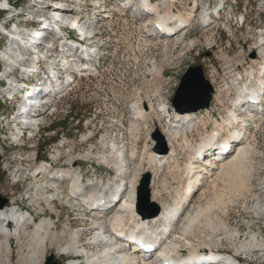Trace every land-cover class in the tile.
I'll use <instances>...</instances> for the list:
<instances>
[{
	"label": "rangeland",
	"instance_id": "rangeland-1",
	"mask_svg": "<svg viewBox=\"0 0 264 264\" xmlns=\"http://www.w3.org/2000/svg\"><path fill=\"white\" fill-rule=\"evenodd\" d=\"M5 1L0 0V2ZM50 1H54L55 4L69 5L71 13L81 12L85 16L82 22L90 26L91 35H96L87 43L93 51L94 61L90 66H83L84 69L80 71L83 68L79 62L83 58L81 56L77 57L76 61L72 60L70 52L61 51L60 54L64 53V56H59L61 61L60 59L55 60L56 53L53 55L48 51V43H52V40L57 38L46 35L43 38L42 47L40 45L32 51L31 58L25 62L26 67L23 68L25 70L36 69V71L25 74L26 76L20 79L19 90L12 100L7 99V91H5L7 87H1L6 83L2 79L3 71L0 72V194L8 199L6 204L14 202L20 207L23 206L24 210L31 211L35 220L36 218L39 220L40 217H52L56 224L57 235H61V240L74 229H83V242L88 244L96 231L95 218L97 216L92 210L87 209L89 214L83 220L81 218L85 215L74 210L67 200L57 198L51 201V195L56 197L59 187L43 183L42 177H35L31 169H36L44 160L55 162L53 159L57 153H61L62 156L54 168L64 167L68 156L74 154L73 157L77 161L73 163V168L83 173L85 184L94 177H98L101 182L108 178L118 180L122 175L117 172L114 163L108 164V161L113 159L112 147L115 146V149H121L128 154L130 148L134 146L136 154L128 162V167L125 166L126 168L122 170L125 171L122 174L123 176L124 174L130 176L137 174L138 188L141 177L146 172L144 169L148 166L146 161L148 153L155 151L162 156L157 158L162 159L173 147H176L180 153L176 156V168L172 169L173 171L167 167V164L157 165L151 171L152 174L154 171L155 174L159 172L154 188L161 190L162 195L157 200L165 205L173 203L179 198V194L184 193L182 188H184L185 179H178V177L186 171V163L192 154L193 145L195 142L200 143L203 133L217 130L214 120L221 121L223 116L227 115L231 108V101L236 96V90L232 89L230 94L222 99V103L216 106L215 94L218 88L224 90L228 86H234L235 79L240 74L242 77H247L246 73L250 70V64H255L257 69L260 65H264V49L262 50L256 44L257 32L260 29L264 31V0H213L215 4L224 2L228 10L210 25L201 23L203 16H200L197 10H189L191 12L190 22L186 23L187 26L183 32H165L168 37H171L167 41L170 43L168 50L164 47L162 39L155 44H149L145 29H139L145 23L144 18L147 15L143 16L140 12L139 16L128 17L121 11L109 10L108 7H111L112 0H106L101 10L95 9L98 3L96 0H67L66 3L58 0H9V11L0 7V31L3 32L0 41V64L3 70L8 62L2 59V51L10 44L11 46L20 45V43L5 41L10 27L13 24H20L29 35H37V30H44L41 27L44 24L41 17L50 15L45 8ZM113 1L123 5L121 0ZM190 1L178 0L174 4V12L180 15L184 9L188 8ZM40 4L42 7L39 6ZM198 5L200 4H197V8ZM128 6L125 7L126 11L130 8ZM107 11L116 14L110 17L111 21H108L109 17L104 15ZM11 15L13 20L8 21ZM184 24L181 23V25ZM64 37L67 41L61 38L63 44L69 47L75 45V49L80 51V47L76 48L80 44L74 43L75 41L79 43L76 37L67 33ZM23 50L24 48L21 49ZM65 56L79 63L74 69L77 73L72 76L63 74L62 81L59 82L61 84L66 79L67 82L62 84L63 87L54 90L52 94L49 93L51 95L46 98L49 100L47 105L45 102L42 103L43 105H38L36 102L45 96L39 95L42 89L34 93L39 80L50 79L48 84L54 80L53 76L46 74L44 70L50 68L52 62L59 61L58 65H63L67 59ZM197 64L203 65L205 78L214 89L209 106H212L215 111L214 117L210 119L207 129L201 130V123L198 121L201 113L198 112L192 116L202 133L200 134L197 131L198 128L194 126L184 130L188 134L190 147L178 145L175 141L174 145L169 144V132L175 128V125L161 114L159 95L160 93L163 95L161 100L169 102V107L174 111L176 107L172 99L181 78L191 66ZM214 72H217L218 77L216 83L212 82ZM25 90L27 93L24 99L28 97L29 100H33V103L35 101L34 104H37L39 109L37 107L33 109L43 114L39 127H30L25 136L16 142L17 137L14 136L11 114L16 112L21 105L22 97L18 95H22ZM46 90L50 88L46 87ZM135 104H140L147 112L150 111V115L147 118L135 117ZM72 106L76 108V112L69 114ZM21 108H24V101ZM76 114L78 116L75 117ZM37 129L38 131L35 132ZM245 130L256 135V145L259 149L258 154L251 155L252 171L262 172L264 171V120L250 122ZM157 132L164 137L169 148L166 153L156 150L160 144ZM184 132H181L178 139L181 143L184 140ZM220 133L219 131L218 135ZM244 134L242 133L243 136ZM221 145H218L214 151L206 150L207 153L201 156V161L205 162L204 160L208 157L210 161H219L220 158L217 160L215 155L218 156L217 150L222 148ZM235 146L236 144L233 147L229 145L226 153L232 155L236 150ZM91 147L93 154L89 158L83 157V153L91 150ZM208 169L203 171L206 179L215 178L218 169L214 165H209ZM238 176H235L236 178L233 175L220 176L221 178H216L215 185L207 183L208 185L197 186L198 182L196 183L195 192L189 194L191 197L189 210L199 206L201 211L199 210L200 219L193 229L195 234L192 238L196 239L195 243L202 240L209 241L210 238V245L218 252L217 254H233L240 259L242 264H264V255L235 251V248L248 240L252 233H257L264 241V211L256 213L246 203L243 195L247 193L239 192L240 177ZM181 180L183 182H180ZM255 182L261 191L264 190V183L262 184L261 179ZM68 183L67 178L65 185L68 186ZM36 185H38V190ZM101 216L106 218V214ZM207 218H224L230 224L231 229L238 232V236L230 238L223 229L213 233L207 225ZM33 228V223L26 225V233L20 237L21 240L19 242L11 240V264H24V255L28 258L34 250L35 244L29 242ZM61 230H64V234L60 233ZM2 238L3 235L0 234V239ZM205 246L209 247L208 244ZM48 250L43 264L50 253L55 254V258L62 264L66 263L67 258L59 257V254L55 252L56 247L48 248ZM183 252L188 253L185 250ZM0 257L3 256L0 255Z\"/></svg>",
	"mask_w": 264,
	"mask_h": 264
},
{
	"label": "bare ground",
	"instance_id": "bare-ground-1",
	"mask_svg": "<svg viewBox=\"0 0 264 264\" xmlns=\"http://www.w3.org/2000/svg\"><path fill=\"white\" fill-rule=\"evenodd\" d=\"M58 1L66 3L67 0ZM121 1L123 5L112 0L111 7H108V9L121 11L128 17L139 16L140 12L143 13V16L147 15L146 18H144L145 23L143 26H140L139 29H145L147 33V42L151 45L160 42V39H162V43H164L166 50L169 49L170 43L167 41L170 40L171 37H168L165 32H183L187 26L186 23L188 24L190 22L191 12L189 10L197 8V4H200L197 8L198 13L200 15H207V17H201V23L203 25H210V23L216 21L215 19L221 16L219 14V16L215 17L217 12H226L228 10L224 2L215 4L213 0H191L189 7L184 9L179 15L173 10L174 4H176L178 0ZM96 2L98 3L95 5V9L101 10L106 0H96ZM39 6L42 7V4ZM127 6L130 8L126 11L125 7ZM0 7L5 11H9V0L0 2ZM68 7L69 5H63L61 3L55 4L54 1H50L48 5L45 6L46 12L50 15L41 17L44 23L41 27H43L44 30H37V35H29L20 24H13L9 29L10 32L6 33L7 38L5 41L20 43L19 46H11L10 44L2 51V59L6 60L8 64L4 70L3 66L0 64V72L3 71L4 73L2 79L6 83V85L3 84L1 87H7L5 91L10 93L11 97H15L17 90H19L20 79L25 77V74L36 71V69L25 70L23 68L26 67L25 62L29 61V58H31L33 54L32 51L40 45L42 47L44 44L43 38L46 35L57 38L56 40H52V43H48V51L53 55L56 53L55 60L60 59L61 61V57L59 56H64L63 52L66 51L71 53L69 55L72 57V60L77 61V57H83L81 61H79L82 67L90 66L94 61L92 57L93 51L90 50L91 46H88L87 43L94 39L96 35H91L92 30L89 29L90 26L82 22L85 16L81 12L71 13ZM151 11L152 14L150 13ZM104 15L109 17L108 21H111L110 17L116 14L107 11ZM208 16L215 18L211 21ZM12 20L13 16L11 15L8 21ZM181 23L185 24L181 25ZM0 32L1 41V34L3 32ZM65 33L77 38L79 43L77 44V41L74 43L76 45L80 44V46H76V48L80 47V51L75 49V45L69 47L62 43L61 38L67 41L64 37ZM257 33L256 44L259 48L264 49V31L260 29ZM85 42L86 45H84ZM49 46L51 48H49ZM52 46H54L55 49H52L54 48ZM82 46L83 48H81ZM22 48H24L23 51H21ZM61 51H63L62 54H60ZM68 57L69 56H65L67 59L63 65H58L59 61L52 62L50 68L44 70L46 74L53 76L54 80L50 83L51 85L48 84L50 79L46 77V81L42 79L39 80L38 86L36 83L37 87H35L34 93L37 92L38 89H42V93H39V95H45L40 101L36 102L38 105L44 104V102L47 105L49 100H46V98H48L54 90L63 87L62 84L67 82L65 79L63 83H59L62 81L61 77L63 74L72 76L77 73L74 69L79 63L71 61V58L69 60ZM84 67L80 71H82ZM249 68L250 70L246 73L247 77H242L240 74L239 77L235 79V82L233 81L235 83L234 86H228L224 90L218 88L217 94H215L217 100L216 106L222 103V99L226 98L232 89L236 90V96L233 97L231 101V108L227 115L223 116L221 121L215 118V129L217 130L210 133H203L200 143L195 142L193 147L191 145L193 151L189 156V161L186 163V171L182 176L180 175L181 177H178V179H185L184 188H182V192L184 193L182 195L179 194V198L174 200L173 203L165 205L157 200V198L162 195L161 190L154 188L156 176L159 172L155 174L154 171L152 174L151 171H153L152 169H155L157 165L162 166V164H167V167L171 170L175 169L177 162L176 156L180 153L176 147H173L162 159H158L162 156L155 151H150L148 153V158L146 160L148 166L145 167L144 172L151 173V200L157 202L160 207V212L154 216L144 215L137 211L138 175L130 176L124 174L123 176L122 174L125 172L122 170L128 167V162L131 161V158L136 154V148L134 146L130 148L128 154L121 149H115V146L112 147L113 150L111 153L113 154V159H110L108 164L114 163L117 172H120V175H122L120 179L114 180L113 178H108L101 182L98 177H94L86 181V184L83 173L73 168V163L77 161L73 157L74 154L68 156L66 166L54 168L62 156L61 153H57L56 157L53 159L55 162L45 160L46 162H41V165L36 169H31L33 170L32 173L35 177L41 176L43 183L45 182L49 186L59 187L56 197L51 195V201L57 198L67 200L74 210H78L81 215H85L81 218L83 220L87 218L88 212L92 210L97 216V218L94 216L95 223H97V225L95 224L96 231L93 233L88 244L83 242V229H74L66 238L61 240V235H57L56 224L52 217H40L39 220H37V218L35 220L31 211L24 210L22 208L23 206L20 207L17 203L13 202L4 208H0V234L3 235V238L0 239V255L3 256L0 257V264L4 262L5 264H11V240L19 242V240H21L20 237H23L26 233V225L31 223H33L34 228L30 235L29 242L35 245L34 250H32L28 258L24 255V264H43V259L50 250H48V248L52 247H56L57 251L55 252L59 254V257L67 258L65 264H242L241 261L232 263L235 257L233 254H217L218 252L210 245V238L208 239L209 241L202 240L196 243L194 242L196 239L194 240V238H192L195 234L193 229H195V225L199 222L200 209L199 206H197L198 208H194L195 210H189L191 199L189 194L191 195L195 192L196 188L194 187L197 182V186L206 185L207 183L210 185L214 183L215 185L216 178L220 176L233 175V177H235L241 174L238 176V178L240 177V183L238 185L239 192L242 194H244V192L247 193L243 196L246 203L252 207V211L256 213L264 211V190L261 191L257 186V182H255V180L261 179L262 184L264 183V171L255 173L252 171V166H250L251 155L259 153V149L256 145V135L254 133H248L245 130L250 122L264 120V65H260L257 69L255 64H250ZM22 72L24 73L21 76ZM212 77V82L216 83L218 80L217 72H214ZM44 84H46V86ZM46 87L50 88V90H46ZM23 88L24 87L21 89ZM159 96V105L162 107L161 114H163L170 123L175 125V128L169 132V144H173L175 141L178 145H185L186 148L190 147L188 134L184 132V130L194 126L197 127V131H199L197 122L194 121L195 118H192V116L196 115L198 112L201 113V117H199L198 120L201 123V130H206L210 119L213 118L215 114L212 106L197 111H186L181 108L173 111V109L169 107V102L161 100L163 99V95L160 93ZM237 100L239 102H235ZM34 103L32 99L29 100L28 97H25L23 109H26L24 112L26 113V117L24 121L30 123V127H35L36 123L38 124L40 122L43 114V112L38 113L33 109L34 106L35 108L37 107V104L35 105ZM134 113L135 117L147 118L151 112H147L143 106L137 104L134 108ZM237 129L238 134L241 135L245 133L244 136L235 135V130ZM218 130L221 132L219 135ZM37 131L38 129L35 132ZM200 131L199 133L201 134L202 132ZM181 132H184V140L182 143L178 141ZM221 134L222 137H220ZM14 136L18 137L16 133ZM213 144H215L216 148L221 144V146H224L223 148L225 150L221 152L220 155L218 153V156L215 155L216 159L219 160L220 158V160L210 161L209 157L204 160L205 162L201 161V159L199 160V157L207 153L206 150L209 151V148L212 147ZM235 144V152L232 155H228L229 153L227 154L226 151L229 149V145L233 147ZM156 150L164 153L158 147ZM92 154L93 151L91 147V150L83 153V157L89 158ZM209 165H214L218 171L215 174V178L207 180L203 171H207ZM126 172L128 173V170ZM67 178L69 179L68 186L65 185ZM180 182L183 181L181 180ZM37 186L38 185H36V187ZM240 196L242 197L241 194ZM79 198L81 199L79 200ZM118 198V203L120 205L116 203L112 206L111 203ZM104 214H106V218H102L101 215ZM173 214H179L174 224H172L173 222L171 223ZM224 218H207V225L212 229L213 233L217 232L219 229H223L228 233L230 238L237 237L238 232L231 229L230 224H228V221H225ZM168 225H172V228L165 235V229ZM60 233L64 234V230H61ZM146 238H150L152 244L159 246V249L152 253L143 252L138 244L144 243ZM131 241H137V245ZM206 244H208L209 247H206ZM184 250L188 251V253H184ZM235 251H240L244 254L264 255V241L259 238L257 233H252L248 240L243 241L239 247L235 248ZM22 255L23 254H21V256Z\"/></svg>",
	"mask_w": 264,
	"mask_h": 264
},
{
	"label": "water",
	"instance_id": "water-1",
	"mask_svg": "<svg viewBox=\"0 0 264 264\" xmlns=\"http://www.w3.org/2000/svg\"><path fill=\"white\" fill-rule=\"evenodd\" d=\"M213 87L205 78L202 64L191 66L182 76L181 82L172 99V103L176 109L186 111H197L210 106L212 101ZM160 144L158 148L166 153L169 148L166 145L164 137L157 132ZM151 173L146 172L140 180L137 189V211L144 215L154 216L160 212V207L157 202L151 200L150 189ZM8 199L0 194V208H3ZM45 264H62L59 262L53 253L46 257Z\"/></svg>",
	"mask_w": 264,
	"mask_h": 264
},
{
	"label": "trees",
	"instance_id": "trees-1",
	"mask_svg": "<svg viewBox=\"0 0 264 264\" xmlns=\"http://www.w3.org/2000/svg\"><path fill=\"white\" fill-rule=\"evenodd\" d=\"M73 112H74V113L76 112V108H75L74 106L71 107V109H70V113H69V114H71V113H73ZM76 116H78V114H76L75 117H76ZM75 117H74V118H75Z\"/></svg>",
	"mask_w": 264,
	"mask_h": 264
},
{
	"label": "built area",
	"instance_id": "built-area-1",
	"mask_svg": "<svg viewBox=\"0 0 264 264\" xmlns=\"http://www.w3.org/2000/svg\"><path fill=\"white\" fill-rule=\"evenodd\" d=\"M11 203H12V202L8 203V205L11 204ZM5 207H6V206H5Z\"/></svg>",
	"mask_w": 264,
	"mask_h": 264
}]
</instances>
